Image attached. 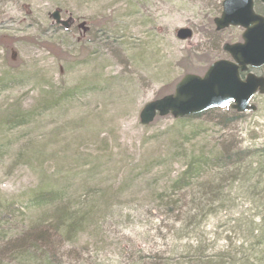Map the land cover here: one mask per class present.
<instances>
[{"label": "rangeland", "instance_id": "rangeland-1", "mask_svg": "<svg viewBox=\"0 0 264 264\" xmlns=\"http://www.w3.org/2000/svg\"><path fill=\"white\" fill-rule=\"evenodd\" d=\"M222 1L0 0V247L50 216L33 203L43 192L80 222L64 264H188L189 245L232 264L242 241L264 264V96L255 112L139 123L240 42L239 28L214 30Z\"/></svg>", "mask_w": 264, "mask_h": 264}, {"label": "water", "instance_id": "water-1", "mask_svg": "<svg viewBox=\"0 0 264 264\" xmlns=\"http://www.w3.org/2000/svg\"><path fill=\"white\" fill-rule=\"evenodd\" d=\"M264 4V0H259ZM220 15L213 19L215 32L227 28L242 29L241 41L222 45L228 60L212 63L202 77L186 74L174 86L173 92L143 106L139 123L147 126L156 117H172L174 120L197 116L228 105L237 114L254 112L250 104L256 95H264V77L249 70L264 67V16L254 10V0H223ZM58 27L68 30L71 18L63 20L59 10L47 15ZM175 37L180 41L192 38V31L180 28ZM246 73L244 78L240 74Z\"/></svg>", "mask_w": 264, "mask_h": 264}, {"label": "trees", "instance_id": "trees-1", "mask_svg": "<svg viewBox=\"0 0 264 264\" xmlns=\"http://www.w3.org/2000/svg\"><path fill=\"white\" fill-rule=\"evenodd\" d=\"M254 8L258 14L264 16V5L258 0H255ZM235 160V158L230 157L226 160L225 165L228 166L230 161L237 165V162L241 163L243 158H239L237 161ZM33 203L36 207H44L46 212L50 213V216L46 219L40 218L34 220L26 230H22L21 228L19 233L13 236L12 242H10V240L2 244L0 247V257L8 256L7 260L14 262V264H64V254L59 253L60 244L70 236L77 235L80 222L75 221L74 213H70L68 207H52L54 203L50 200L49 194L47 193L40 192L35 195ZM11 220V216L4 215L6 225H9L8 223H10ZM1 227L2 226H0V228ZM257 232L259 233L261 230ZM67 243H69V241ZM260 245L262 248L258 253L260 257L264 259V242L260 243ZM184 249L185 251H193L202 254L198 246L193 247L189 245L184 247ZM250 249L251 247L248 246L246 242L242 241V243L233 250L238 259L234 260L232 264H249L250 260H248L247 254L249 252L250 257L253 255V250L249 251ZM84 251L79 255H84ZM89 254V251H86L85 255ZM202 259L201 257L194 256L191 260H188V264H212L209 262V258ZM221 261L222 260H219L220 264H223Z\"/></svg>", "mask_w": 264, "mask_h": 264}, {"label": "bare ground", "instance_id": "bare-ground-1", "mask_svg": "<svg viewBox=\"0 0 264 264\" xmlns=\"http://www.w3.org/2000/svg\"><path fill=\"white\" fill-rule=\"evenodd\" d=\"M261 222H262V225H263L262 228H263V227H264V221L261 220ZM186 255H187V257H188V260H191V258L194 257V256H198V257H201V258H203V259H204V258H207V257L204 256L203 254H198V253H195V252H193V251H188ZM203 259H202V260H203Z\"/></svg>", "mask_w": 264, "mask_h": 264}]
</instances>
